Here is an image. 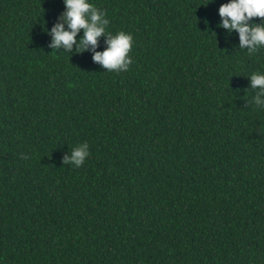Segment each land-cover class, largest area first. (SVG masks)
<instances>
[{"label":"trees","instance_id":"16d2710c","mask_svg":"<svg viewBox=\"0 0 264 264\" xmlns=\"http://www.w3.org/2000/svg\"><path fill=\"white\" fill-rule=\"evenodd\" d=\"M87 2L128 70L49 47L64 0H0V264H264V46L229 0Z\"/></svg>","mask_w":264,"mask_h":264},{"label":"clouds","instance_id":"9594fccd","mask_svg":"<svg viewBox=\"0 0 264 264\" xmlns=\"http://www.w3.org/2000/svg\"><path fill=\"white\" fill-rule=\"evenodd\" d=\"M65 11L58 17V22L49 31L52 42L51 49L63 47L66 52H71L76 45L77 52H83L89 47L94 52L93 60L112 71H126L133 63L128 56L133 46L131 34L123 31L113 36L106 31L109 20L105 13L100 11L87 0H64ZM221 21L218 27L226 29L229 33L236 30L239 34V47L247 48L248 54L252 55L264 46V0H229L228 3L219 7ZM254 17L261 18V23H255ZM67 25V28L65 27ZM84 30L83 36L77 41V33ZM106 37L107 48L96 51L98 38ZM250 87L257 90L254 103L257 107L264 106L261 96H264V74L254 73L250 77ZM90 155L89 145L84 142L72 150L71 156L64 157V164H72L79 168ZM23 159H28L23 156Z\"/></svg>","mask_w":264,"mask_h":264}]
</instances>
